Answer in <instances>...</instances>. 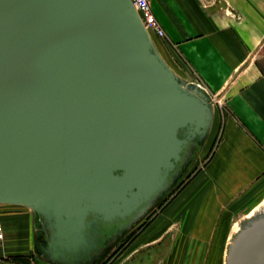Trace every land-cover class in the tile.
I'll list each match as a JSON object with an SVG mask.
<instances>
[{"label": "water", "instance_id": "water-1", "mask_svg": "<svg viewBox=\"0 0 264 264\" xmlns=\"http://www.w3.org/2000/svg\"><path fill=\"white\" fill-rule=\"evenodd\" d=\"M212 118L130 0H0V204L38 215L47 262L98 264L105 229L179 161V130L205 137ZM225 264H264V212L240 222Z\"/></svg>", "mask_w": 264, "mask_h": 264}, {"label": "crops", "instance_id": "crops-1", "mask_svg": "<svg viewBox=\"0 0 264 264\" xmlns=\"http://www.w3.org/2000/svg\"><path fill=\"white\" fill-rule=\"evenodd\" d=\"M152 9L167 35L153 39L161 57L179 78L202 80L214 96L203 151L212 135L218 141L202 177L103 264H225L243 220L241 195L264 182V0H152ZM5 246L0 264H21L8 260L13 245Z\"/></svg>", "mask_w": 264, "mask_h": 264}, {"label": "flooded vegetation", "instance_id": "flooded-vegetation-1", "mask_svg": "<svg viewBox=\"0 0 264 264\" xmlns=\"http://www.w3.org/2000/svg\"><path fill=\"white\" fill-rule=\"evenodd\" d=\"M209 132L210 129L205 137L200 138L199 136H191L185 129L179 130V138L186 139L188 137L187 143L180 152L179 161L174 164L172 171L168 173L165 184L159 190L157 195L145 204L144 207L139 208L138 211L133 214V218L130 221L125 224L105 229L103 239L101 242L96 244L97 251L105 252L104 257L101 258V261L98 264H103L110 253L118 251L125 246L131 233L142 224L144 218L149 217L151 213L166 204L169 199L183 186L187 175L195 165L196 160L203 150ZM31 217L32 227L35 232L33 240L34 250L39 258L45 260L42 252L46 249L45 241L47 237V230L38 215L32 213ZM91 225L93 226L92 223ZM97 256H99V254Z\"/></svg>", "mask_w": 264, "mask_h": 264}, {"label": "rangeland", "instance_id": "rangeland-1", "mask_svg": "<svg viewBox=\"0 0 264 264\" xmlns=\"http://www.w3.org/2000/svg\"><path fill=\"white\" fill-rule=\"evenodd\" d=\"M150 36L152 40L154 39V42L156 43L157 42V40L155 39L156 36L153 33H151ZM163 56L166 57L167 59V56L165 54H163ZM217 141H218L217 134H215V136L212 135L207 145L205 146L204 151L203 150L201 151L198 159L195 162V165L187 175L183 186H185L192 179H196V178L199 179L200 177H202L200 174L203 171L205 164L210 159V156L213 152V149ZM179 190L177 191V193L179 192ZM177 193H175L167 203H169ZM240 199L243 204L238 213L237 220L245 219L249 213H250L249 215H252L258 212H264V182H260L259 184L252 185L250 189L248 188L241 195ZM166 204H164L163 206L155 210L153 213H151L150 216L132 233H135L148 221V219H150L155 214L163 210ZM31 215H32V211L25 206L0 205V220L4 223V229H5L4 234L9 238V241L6 243L9 245H13V253L7 255L8 260L11 262H14L11 260V258L16 255L20 256L24 261H26V263H24L23 261L19 260L20 262H16V263L44 264L45 262L43 259L38 257L37 253L34 250L33 240H34L35 232L32 227ZM14 216H20L23 219L22 220L23 222L20 224H12V220L14 219L13 218ZM131 236L132 235H130V237ZM130 237L128 239H130ZM5 244L4 247H6Z\"/></svg>", "mask_w": 264, "mask_h": 264}, {"label": "built area", "instance_id": "built-area-1", "mask_svg": "<svg viewBox=\"0 0 264 264\" xmlns=\"http://www.w3.org/2000/svg\"><path fill=\"white\" fill-rule=\"evenodd\" d=\"M137 11L142 24L144 28L149 31L150 33H153L156 37L166 40L167 35L156 19L153 9H152V0H130ZM195 83L199 89H201L206 95H208L211 99V102L213 100V94L207 89L205 84L200 79H194L192 81ZM220 105V103L218 102ZM5 241V234H4V226L2 221L0 220V259L3 258L4 255L1 254V250L4 247Z\"/></svg>", "mask_w": 264, "mask_h": 264}, {"label": "trees", "instance_id": "trees-1", "mask_svg": "<svg viewBox=\"0 0 264 264\" xmlns=\"http://www.w3.org/2000/svg\"><path fill=\"white\" fill-rule=\"evenodd\" d=\"M12 261L14 262H20L23 261L24 263H26V261H24L20 256L16 255L14 257L11 258ZM20 260V261H19Z\"/></svg>", "mask_w": 264, "mask_h": 264}, {"label": "bare ground", "instance_id": "bare-ground-1", "mask_svg": "<svg viewBox=\"0 0 264 264\" xmlns=\"http://www.w3.org/2000/svg\"><path fill=\"white\" fill-rule=\"evenodd\" d=\"M147 32L149 33V35L151 34L149 31H147ZM254 214H255V213H254ZM252 215H253V214H252ZM252 215H249V216H247V217H251ZM247 217H246V218H247ZM238 227H239V226H237L236 230L238 229Z\"/></svg>", "mask_w": 264, "mask_h": 264}]
</instances>
